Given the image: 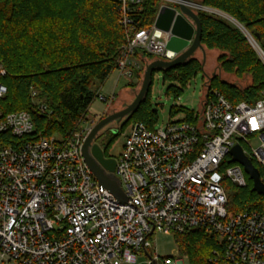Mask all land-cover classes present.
Listing matches in <instances>:
<instances>
[{
  "label": "built area",
  "instance_id": "built-area-1",
  "mask_svg": "<svg viewBox=\"0 0 264 264\" xmlns=\"http://www.w3.org/2000/svg\"><path fill=\"white\" fill-rule=\"evenodd\" d=\"M127 1L123 22L130 34L116 70L132 77L145 73L147 54L165 61L177 54L167 49L170 32L154 24L136 29ZM232 19L264 63V50ZM6 76L0 62V264H132L144 253V264H156L155 234L196 229L217 236L214 256L220 264H264V213L230 211L225 187L227 181L248 186L244 167L229 162L236 145L264 168V89L253 102L235 103L210 87V77L200 109L190 116L173 117L159 128L131 122L119 156L105 155L116 160L107 173L120 181L118 197L101 188L83 155L104 116L82 117L68 137L36 134L29 111L1 106L9 91ZM115 97L100 96L109 107ZM31 99L41 113H52L36 89Z\"/></svg>",
  "mask_w": 264,
  "mask_h": 264
},
{
  "label": "trees",
  "instance_id": "trees-1",
  "mask_svg": "<svg viewBox=\"0 0 264 264\" xmlns=\"http://www.w3.org/2000/svg\"><path fill=\"white\" fill-rule=\"evenodd\" d=\"M201 4L234 18L264 50V0H202ZM126 5L136 29L151 28L161 7L159 0H128ZM198 15L202 43L221 52V69L252 78L251 84L240 88L215 75L210 87L235 103L255 101L264 89V63L255 48L237 25L204 9H199ZM123 21V0H0V62L7 69L3 81L9 89L1 106L5 111H29L36 134L68 137L97 97L92 86L104 83L117 68L122 46L130 34ZM201 69L203 64L194 57L176 68L163 70L165 80L180 84L170 86L169 92L179 97ZM32 89L48 104L50 115L41 113L33 104ZM150 90L151 86L146 100L119 126V131L111 132L104 146L106 156L131 122L142 121L154 127L158 114L151 104ZM180 110L173 106L171 113ZM253 163L264 177V168L254 160ZM252 186L249 176L246 187L225 183L230 211L264 213V196L252 191ZM175 235L180 253L188 256L191 264H220L214 256L218 248L216 235L200 229Z\"/></svg>",
  "mask_w": 264,
  "mask_h": 264
},
{
  "label": "rangeland",
  "instance_id": "rangeland-1",
  "mask_svg": "<svg viewBox=\"0 0 264 264\" xmlns=\"http://www.w3.org/2000/svg\"><path fill=\"white\" fill-rule=\"evenodd\" d=\"M174 1V0H173ZM196 3H201L202 0H193ZM162 5H173L174 3L169 0H159ZM173 3V4H172ZM216 14L230 23L237 25L235 21L227 14L209 8L207 10ZM205 46V45H204ZM256 50V49H255ZM258 55L260 53L256 50ZM221 52L217 49H208L205 46V51L198 50L194 57L203 64V69L197 72L191 80L186 84L184 89L180 91V100L176 104L175 93L169 92V87L172 85L180 87L177 80H165L163 71H155L152 76L150 101L153 108L157 109L158 120L155 124L156 128L165 126L173 117L185 118L188 112L198 111L200 109L202 98L205 94V85L208 78L219 75L223 80L235 84L240 88H244L251 84L252 78L249 75L241 77L232 73H227L221 69V64L218 61ZM261 58V57H260ZM155 59L147 60V64ZM146 64V65H147ZM145 65V64H143ZM142 65V66H143ZM147 67V66H146ZM143 75V76H142ZM144 73L141 75L138 72L132 77L121 76L118 70H114L104 83L96 82L92 88L99 93L94 102L91 104L85 119L99 120L101 115L106 117L109 114L118 112L126 108L133 102L136 95L139 93ZM116 94L115 100L109 107V101H104L100 96H105L108 99ZM174 105L181 108L179 112L172 114L171 110ZM85 125L82 124V127ZM120 124H117L116 128ZM111 137V132H106L101 135V139L97 141L104 149ZM124 142L123 131L118 135L116 141L110 146L109 154L118 157L122 150ZM155 247L151 250L152 257L157 258L156 264H173L178 258H183V264H191L188 256L182 255L178 249L175 233L158 232L154 235ZM148 256L144 253L139 255L138 261L132 264H144L147 262ZM5 264V263H4Z\"/></svg>",
  "mask_w": 264,
  "mask_h": 264
},
{
  "label": "water",
  "instance_id": "water-1",
  "mask_svg": "<svg viewBox=\"0 0 264 264\" xmlns=\"http://www.w3.org/2000/svg\"><path fill=\"white\" fill-rule=\"evenodd\" d=\"M202 7L201 3H196L193 0H180L178 6L165 4L160 7L154 26L156 29L171 33L172 36L167 44V49L177 56L170 61L156 59L149 63L144 73L141 89L133 102L123 110L109 114L99 120L83 145L85 160L97 177L101 188H108L118 197L122 195L120 181L107 173V171L113 172L115 170L116 160L105 156L97 139L108 123L120 120L122 126L139 109L146 100L155 71L176 68L194 58L196 51H205V46L202 43V22L198 15V10ZM118 131L119 127L113 132L117 133ZM230 155L232 158L229 162L240 163L252 180V191L264 196V182L261 179L260 170L243 152L241 145L232 148Z\"/></svg>",
  "mask_w": 264,
  "mask_h": 264
},
{
  "label": "flooded vegetation",
  "instance_id": "flooded-vegetation-1",
  "mask_svg": "<svg viewBox=\"0 0 264 264\" xmlns=\"http://www.w3.org/2000/svg\"><path fill=\"white\" fill-rule=\"evenodd\" d=\"M121 121L120 120H114L110 123H108L106 126H104V128L102 129L101 135L106 133V132H112L115 129H118V127L116 128L117 124H120ZM100 135V136H101Z\"/></svg>",
  "mask_w": 264,
  "mask_h": 264
},
{
  "label": "crops",
  "instance_id": "crops-1",
  "mask_svg": "<svg viewBox=\"0 0 264 264\" xmlns=\"http://www.w3.org/2000/svg\"><path fill=\"white\" fill-rule=\"evenodd\" d=\"M209 8V7H208Z\"/></svg>",
  "mask_w": 264,
  "mask_h": 264
}]
</instances>
